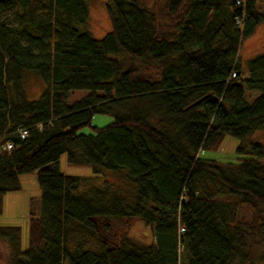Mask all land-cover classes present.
I'll use <instances>...</instances> for the list:
<instances>
[{
  "label": "trees",
  "instance_id": "16d2710c",
  "mask_svg": "<svg viewBox=\"0 0 264 264\" xmlns=\"http://www.w3.org/2000/svg\"><path fill=\"white\" fill-rule=\"evenodd\" d=\"M105 1L112 31L98 39L88 0H0V215L21 176L41 192L27 250L0 227L11 264H253L259 246L264 260V52L240 55L264 0ZM226 136L241 142L234 162L202 158ZM64 155L123 183L84 192ZM134 220L150 243L131 238Z\"/></svg>",
  "mask_w": 264,
  "mask_h": 264
},
{
  "label": "rangeland",
  "instance_id": "374dc122",
  "mask_svg": "<svg viewBox=\"0 0 264 264\" xmlns=\"http://www.w3.org/2000/svg\"><path fill=\"white\" fill-rule=\"evenodd\" d=\"M143 4L152 5L153 0H140ZM150 3V4H149ZM90 9V26L87 29L96 38L102 39L112 31V24L107 11L105 0H88ZM264 13V7L262 8ZM10 16V15H9ZM264 52V22L255 30L254 34L245 40L241 47V58L246 61L260 53ZM25 88L30 100L39 99L41 93L45 90V84L33 74H27L25 79ZM86 95L85 92H74L72 100H78ZM113 118L108 115H95L92 125L95 127H104L110 124ZM92 127L85 128L83 134H92ZM256 142L264 145V131L253 137ZM241 142L237 139L226 136L218 147L213 151H204L201 156L207 160H215L220 163L234 162L236 152ZM1 145V141H0ZM60 171L69 177L90 179L81 189L84 192L88 188L100 185V181L108 180L110 183H123V179L115 174H108L100 177L94 174L89 166H72L68 163L67 155L62 156L60 160ZM100 181H99V180ZM116 181V182H115ZM21 190L7 194L3 199V212L0 215V227H15L21 230V248L27 250L29 247V223L31 217H38L41 210V192L38 187L36 174L24 175L19 179ZM242 213V212H241ZM247 213V211H246ZM131 238L144 243H150L153 234L150 228L142 224L141 221L134 220L129 231ZM262 247H257L254 251L253 264H264L261 252ZM11 247L8 241L0 240V264H11Z\"/></svg>",
  "mask_w": 264,
  "mask_h": 264
},
{
  "label": "built area",
  "instance_id": "2783aa9c",
  "mask_svg": "<svg viewBox=\"0 0 264 264\" xmlns=\"http://www.w3.org/2000/svg\"><path fill=\"white\" fill-rule=\"evenodd\" d=\"M243 3L244 2L242 0L238 2V4H243ZM19 133H20V137L23 139L28 136V130H21ZM12 148H13V145L11 143H9V142L5 143V146H4L5 150L9 151V150H12Z\"/></svg>",
  "mask_w": 264,
  "mask_h": 264
}]
</instances>
